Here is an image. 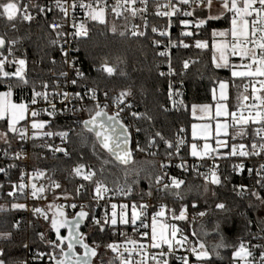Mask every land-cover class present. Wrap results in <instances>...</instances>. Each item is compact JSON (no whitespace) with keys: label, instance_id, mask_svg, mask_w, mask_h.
Listing matches in <instances>:
<instances>
[{"label":"snow or ice","instance_id":"obj_1","mask_svg":"<svg viewBox=\"0 0 264 264\" xmlns=\"http://www.w3.org/2000/svg\"><path fill=\"white\" fill-rule=\"evenodd\" d=\"M216 2L219 4V9L215 15L212 14L214 0H176L175 3L173 0H167L165 3L155 4L154 15L168 18L165 28L158 29L155 26L151 28L152 33L168 38L164 50L156 52V55L165 58L168 64L167 72L159 71V77L177 75L172 66L170 49L189 47V44L184 43L183 40L173 43L169 31L172 27V18L175 17L178 25L182 27L181 36L194 37V32L186 30L190 25L186 17H192L199 8L201 12L207 9V15L196 22L197 28L210 26L212 21L220 19H228L230 23L227 29L218 31L213 28L211 31L212 65L216 69H228L233 81L236 79L247 81L243 85V92L237 97L239 105L236 111H230L226 103L229 87V81L226 80L218 81L220 97L216 102L214 115L209 104L191 105L193 119L203 123L191 124L193 142L190 145L189 155L196 158L197 162L189 164L180 155L181 147L185 145V139L180 136L186 132L184 127L176 130L175 137H168L161 130L155 129L156 116L148 109L144 111L137 109L130 87L110 95V90L101 92L98 86L79 84L78 81L86 80L85 73L76 67L75 59H69L70 51L60 42V37L65 35L63 29L64 24L67 23L69 9L74 13L77 8L84 10L87 19L105 25L108 12L111 11L116 17H123L131 24L129 29L131 36L144 37L147 32L142 31L141 26L134 21L139 16L144 21V29L148 28L146 19L148 0H116L112 5H109L107 0H95V4L85 3L84 0L79 2L72 0L71 4L68 0H53L51 6L23 3V0H0V19L7 21L13 30H17L18 23L30 25L36 16L47 19L48 13L58 9L64 23L56 20L47 23V28L55 33V36L48 40V46L52 48L59 46L62 63L72 68L76 76L74 79H69L67 72L59 73V76L66 80L64 89L56 80H52L51 83L46 79L30 80L27 58L14 54L17 39H9L6 33L0 35V122L5 125L4 130H0V140L11 147L9 133L21 141L59 137L65 146L47 144L45 147L53 153H61L70 159L72 153L67 145L71 142L72 134L75 133L73 126L75 125L81 129L77 135L85 141L91 139L93 155L98 160H101L102 155L106 157L102 159L98 169L87 163H76L71 168L70 175L73 178H80L81 181L74 188L71 197L67 189L57 195L55 190L61 189V184L55 180L51 181L53 203L47 205V211L41 207H34L32 213L48 222V231L54 234V238H48L44 232L36 234L44 248L43 250L38 248L33 252L31 264H264V216H257L255 220L246 218L242 228L244 235L233 243L225 240L221 222H216L212 233H205L219 237L211 245V250L198 237L195 230L189 235L178 226V223L168 221L170 215L172 221L191 224L195 222L196 217L203 218L207 215L206 211L198 210L199 203L196 199L189 201L183 194L182 188L187 181L170 175L168 170L174 167L184 174H194L202 179L205 195L211 192L212 196H217L215 189L226 187L227 183L231 182V173L223 175L220 172V166L216 163L219 159L241 158L239 163L232 164L231 172L240 175L247 171L249 176H253L254 183L251 188L243 183L232 184V191L242 198L247 195L250 201L254 199L255 203L248 204L249 209L264 210V163H260L258 168L246 167L244 163L251 157L264 158V0H216ZM138 3L140 7H137ZM30 9H35L36 15H33ZM72 27L74 32L70 35L73 37L88 36L86 24L84 22L76 24L75 16ZM110 31L113 34L117 32L115 24ZM119 35L124 36L126 33L120 32ZM217 37L219 40L216 39ZM64 43L68 41L65 40ZM152 45L154 48H159L161 41L153 40ZM195 47L203 50L207 49L209 44L205 40L196 39ZM230 57H238L240 63H231ZM50 62L56 64L54 58ZM13 65L14 70H7ZM182 67L187 70L189 61L183 60ZM100 69L109 77L117 72L116 66H110L106 60L101 62ZM183 74V72L179 73V75ZM119 75L123 77L126 73L120 71ZM68 84L80 87L83 91L69 92L66 90ZM25 88L30 90V97L20 98L17 101L14 98L16 90ZM249 91L250 96L247 94ZM212 92L213 100H216V89L213 88ZM57 100L61 105L60 108L57 107ZM166 100L167 103L158 104L160 113L189 110L182 93L174 87L171 79L167 81ZM248 101L250 103H245ZM41 102L44 107L39 106ZM69 114L72 117V124L67 125L65 129L45 130L52 127L57 117ZM83 114H86L87 118H84ZM42 116L48 119L40 118ZM213 121H215L214 125ZM21 122L23 126L18 127ZM145 124L153 130L149 131ZM29 128L32 130L31 135ZM249 129H251L250 133ZM141 134L144 135L143 142L139 139L134 140V136L139 137ZM249 135L251 140L248 143H235L238 139L244 140ZM229 139L233 143L229 144ZM197 140H203V145L198 144ZM210 140H214L215 146L209 142ZM221 149L228 151L222 152ZM134 152L145 153L153 158L160 157L153 165L156 170L144 177L148 181V190L146 192L141 190L138 193V201L133 199L130 203H110V194L119 193L125 198H131L136 192L134 186L140 182V174L136 173L132 185L121 187L116 184L114 187H109L104 175L105 166L111 163L128 166L133 162ZM4 155L8 156L7 150L4 151ZM22 155V152H16L13 159L19 160ZM83 159L84 156L81 154L79 160ZM15 167V164L8 165V168ZM201 168H206V171H201ZM0 173L7 176L8 169L0 167ZM45 175V172L39 169L34 173L20 171L19 182L11 183V190L6 195L15 197L19 192L26 193L33 200H46L48 189L43 184L38 186L33 182ZM84 182H87V185ZM88 187L91 188V199L88 204L74 202L81 197V190L87 191ZM2 188L3 184H0V189ZM61 196L70 202L66 205L56 204L55 200L60 199ZM168 196L173 198L172 207L166 202L159 203L157 210L150 203L143 202L146 197L149 200L156 197L166 200ZM101 201L106 205L105 211L102 215H97L92 209ZM109 204L110 211L107 207ZM150 207L153 211L149 224L146 221L149 218ZM11 208L26 209L27 205L12 203ZM66 208L78 210L69 218ZM189 208L194 212L192 221H189L188 217ZM215 208L227 211L224 202L215 203ZM6 210L0 206V211ZM48 211L52 212L51 216L48 215ZM20 223L18 220L11 223V229L19 230ZM82 226L91 227L102 236L111 233L112 236L124 237V240L117 241L110 238L106 243L96 240L89 242L90 234L83 232ZM119 226L130 227L140 236V241L128 238L125 231H119ZM253 227L255 232L252 231ZM190 236L195 239H190ZM13 238V231H0V242L8 243ZM23 247L27 249L29 245L25 243ZM101 248L104 249V253H111L110 260H104ZM223 253L230 254L226 257ZM0 264H9L4 247H0ZM13 264H29V260L15 261Z\"/></svg>","mask_w":264,"mask_h":264},{"label":"trees","instance_id":"obj_2","mask_svg":"<svg viewBox=\"0 0 264 264\" xmlns=\"http://www.w3.org/2000/svg\"><path fill=\"white\" fill-rule=\"evenodd\" d=\"M154 1L149 4L150 26L147 35L144 37L129 36L125 23L122 20L115 19L113 16L108 15L107 24H100L95 21L90 22V33L87 37L81 38L77 42L76 62L81 63V70L85 73L86 80L78 81L79 84H89L91 86H98L100 89L110 90L111 94L118 93L121 89L130 87L133 91V101L139 111L148 109L154 116H156L155 129L161 130L168 137H175L176 130L180 126L186 129L188 140L190 141L189 132L190 125L193 119L190 117V108L192 104H205L212 102L211 92L217 85L219 80L229 81V108L230 110L236 105L233 104V97L238 93L241 87L242 80H232L230 71L228 69H216L212 65V49L211 31L213 28L216 30H224L230 27L228 19H220L212 21L210 26L201 28L192 27V32L195 33L194 37H184L178 33H174L173 38L177 40L187 41L188 48L174 47L172 49V66L177 75L170 78H161L158 76L160 67L164 61L162 57L156 55L157 51L161 48H154L152 41L156 40V33L151 32L153 26L158 29L166 26L164 19L158 18L154 15L153 6ZM207 9L203 12L199 8L191 17L194 21L206 17ZM185 18V17H181ZM188 18V17H186ZM51 21V13L47 14V19L43 16H36V19L29 25L17 24V30H13L7 21L0 19V35L7 34L9 39H17L18 43L15 46L14 54L18 57H26L28 61V77L30 80L46 79L51 83L52 80L61 82L64 77L59 76L61 71H65L66 65L62 63V58L58 48L48 46V40L55 36L50 29L47 28V23ZM173 31L178 25L176 18L173 20ZM115 24L117 32L113 34L110 29ZM120 32H125L126 35H119ZM219 38V37H218ZM202 39L208 42L207 49H198L194 45V40ZM217 39V38H216ZM7 54V53H5ZM56 60V64H51V59ZM107 61L111 65H115L117 72L114 76L109 77L106 73L98 67L102 61ZM189 61V68L183 69L182 61ZM13 70V66L7 68ZM123 71L126 76H120L119 72ZM183 72V75L179 73ZM55 74V75H53ZM76 78L75 73L71 72L69 79ZM171 79L174 87L179 89L182 93V98L189 110L185 112L183 109L179 112H169L167 114L160 113L158 110L159 103H167V81ZM235 84L236 86H233ZM75 87V86H74ZM80 88V87H79ZM82 89V88H80ZM159 89V91H157ZM240 91V90H239ZM29 89H17L14 98L19 101L20 98H26ZM84 118L86 114H83ZM69 124H72V117L70 114L64 121L56 123L59 129H65ZM75 133L72 134L69 149L72 153L71 158L64 156H52L36 154L34 163L39 167L47 168L50 172L51 178L57 180L61 184V189L57 193H62L64 189L68 190L69 194H74V188L77 187L81 181L80 178H73L70 175V170L76 163H87L94 165L97 169L101 166L102 159L106 158L102 155L101 160H98L92 153V141L88 138L86 141L79 135L81 129L75 126ZM149 131L153 128L147 124L144 125ZM5 125L0 122V130H4ZM87 136V134H84ZM11 140V147L4 142L0 143L1 149L13 150L18 146V141L9 133ZM143 142L144 135L141 134L137 137ZM163 149L161 148V153ZM83 154L84 159L79 160V156ZM182 157L190 159L189 144H187L182 151ZM160 157L153 158L145 153L133 154V162L128 166L111 163L105 166V178L109 187H114L119 184L121 187L132 185V181L136 179V173L139 172L140 182L134 187L136 192L133 193L131 198H126L129 202L131 200H139L138 193L143 190H148V181L144 178L147 174L154 172L156 169L153 165L159 160ZM127 174V175H126ZM187 181L186 185L182 188L183 194L189 201L196 199L199 203V211H206L207 215L203 218L196 217L194 223L175 222L168 216V221L178 223V226L183 228L187 234L190 235L191 231L195 230L198 237L209 246L214 244L219 237L215 234L205 235V233H212L216 222H221L222 231L225 240L229 243L237 241V238L244 235L242 228L246 218L255 220L257 216H264V210H256L248 208L250 202L255 203L254 199L250 201L249 197L245 195L243 198L237 196L232 191V184L234 183L233 177L231 182L227 183L226 187L216 188L217 196H212L211 192L207 195L203 193L202 179L197 178L194 174H186L184 176ZM18 182V171L8 170V175H0V184L3 188L0 189V205L7 209L0 211V231L11 230L13 231V240L5 243L0 242V247L6 249L9 264L15 261L29 260L32 251L38 248L43 250L44 246L41 244L38 232L46 230L47 221L39 219L33 213H27L24 209L13 210L12 203H23L24 200L20 197L13 200L8 197L6 193L11 190V183ZM87 185V182H84ZM81 199H89L91 188L88 190H81ZM147 197L145 201H147ZM152 205L157 206L158 203H168L169 207L173 206V198L168 196L166 200L160 197L151 199ZM224 202L227 206V211H221L215 208V203ZM177 204L179 202H176ZM153 211V208H150ZM71 218L72 213H68ZM194 212L189 208L188 217L192 221ZM20 221L19 230L11 229V223ZM81 230L89 233V242L96 240L100 243L109 242V239L123 241L124 237L112 236L111 233L101 235L96 233L91 227L82 226ZM47 234L54 238V234L50 233L47 228ZM119 231H125L127 237L130 239H138L139 236L133 232L130 227L119 226ZM191 237V236H190ZM191 239H195L191 237ZM27 243L29 248L25 249L23 245ZM104 260L108 261V253H104ZM226 257L230 253H223Z\"/></svg>","mask_w":264,"mask_h":264},{"label":"built area","instance_id":"obj_3","mask_svg":"<svg viewBox=\"0 0 264 264\" xmlns=\"http://www.w3.org/2000/svg\"><path fill=\"white\" fill-rule=\"evenodd\" d=\"M151 1H154L155 4L157 2H159V3L167 2V0H148V12L146 14L148 28L150 26L149 4H150ZM29 2H31L33 4L34 3H40V4L47 5V6H51L53 4V0H23V3H29ZM77 2H79V0H77ZM84 2L85 3H90L91 2V3L95 4V0H84ZM107 2H108L109 5H112V4H115L116 0H107ZM175 2H176V0H173V3H175ZM215 2H216V0H214V3ZM68 3L71 4L72 0H68ZM137 7H140L139 3L137 4ZM193 7H195V5H193ZM153 10L155 12V5L153 6ZM30 11H32L33 15H36V10L35 9H30ZM108 15L113 16L115 19L122 20L125 23V29H126L128 35L131 36V34L129 32V29L131 28V24L130 23L126 22L123 19V17H116L115 14L112 13L111 11L108 12ZM73 16H75V23L76 24H79L81 22H84L86 24V26L88 28V35L90 33V27H89L90 25L89 24H90V22L92 20L87 19L85 17L84 10H81V9L77 8L75 10V12L73 13V11L71 9H69V16L67 18V23L64 24V29H63L65 35L60 37V42L63 43V46L70 51L69 59H75L76 60V54H77V51H78L77 50V42H78L79 39L84 38V37H73L72 35H70L72 32H74V28L72 27ZM158 18L164 19L165 22H166V26H167V23H168V18L167 17H163V18L162 17H158ZM174 18L175 17L172 18V27H171V29L169 31L171 33V39H172L173 43H178L179 40L173 38V35H174V33L175 34L176 33L180 34V32L182 31V27L177 25L175 30L173 31V22H174L173 20H174ZM186 19H188L190 21L189 28L186 29V30L187 31H192L191 28L196 26V21H194V19L191 18V17H188ZM53 20H56L57 22H60V23H64V21L61 19V14L59 13L58 9H54L53 12H51V21H53ZM134 23L140 25L142 31H147L148 30V28L144 29V27H143L144 21L139 16L136 18ZM165 27H163V28H165ZM163 28H160V29H163ZM65 40H67L68 43H64ZM156 40L161 41L160 48H161V50H164V46L167 45V43H168V38L167 37H161L158 34H156ZM184 43L189 44L187 41H184ZM194 45H195V40H194ZM210 46H211V44H210ZM57 48L59 50V46H57ZM173 48L174 47H172L170 49L171 55H172V49ZM10 59H11V57H10ZM163 59H164V61H163L162 65H161L159 71L167 72L168 64H167L166 59L165 58H163ZM230 62L231 63H237V64L240 63L238 57H230ZM80 65H81L80 62H76V67L81 69L82 67ZM98 68L100 69V66ZM65 72L68 73V78H69V75L71 74V72L75 73L74 70L72 68L68 67L67 65H66ZM168 78H170V77H168ZM244 83H247V81L246 80L242 81V84H241L242 92H243ZM59 84H60L61 88L64 89L65 84H66L65 78L61 82H59ZM66 90L69 91V92L83 91V89H80L79 87H74L71 84L67 85ZM103 90H105V89H101V92ZM109 94L113 95L110 92H109ZM247 94L250 96L251 95L250 91ZM28 97H30V92L28 93L26 98H28ZM101 99H103L102 95H101ZM56 103H57V107L60 108L61 105L59 104V100H57ZM85 103H87V100H85ZM245 103H250V101L245 102ZM238 105H239V102L236 103V105L231 109V111H236L237 108H238ZM39 106L40 107H44L45 105L43 104V102H41V104ZM110 111H111V109H110ZM238 114H239V112H238ZM245 114H247V113H245ZM67 117H68V115L57 117L56 120L53 122L52 127L50 129H45V130H51V131H59V130H61V129H59L57 127L56 123H58L59 121L66 120ZM40 118L48 119V117H46V116H42ZM129 122H130V120H129ZM22 126H23V122H21V125H18V127H22ZM180 127H184V126H180ZM31 131L32 130L29 128V135H31ZM250 132H251V129H249V133ZM180 136H181V138L185 139V145H183L181 147V153H180V155H181L182 151L185 148V146L187 144H189V140H188L186 132L180 134ZM15 138L18 141V146L15 149L7 150V149H1L0 148V167H5L6 169L10 170V172L18 171V182H19V173H20V171H24L26 173H34L35 170H37V169L43 170L46 175L44 177H42L41 179L35 180L33 182H35L38 186L43 184L48 189V191L46 193V195H47V199L46 200L45 199L33 200L26 193L25 194H20L19 192H17L16 196L12 197V199L16 200L17 198L21 197L24 200L23 203L27 205V208L24 209L27 213H32V209L34 207H41V208H43V209H45L47 211V205L50 204V203H53V190L50 187V184H51V181L55 180V179L51 178L50 172H49V170L47 168L39 167V166H37L34 163V161H35L34 157L36 156V154L41 155V157H43L44 155L63 156V154H61V153H53V152H51L50 150H48L47 147H45V145H47V144H51L53 146H65V145L62 144V142H61L59 137L42 138V139H36V140L29 139L27 141H21V140H19L18 137H15ZM135 139H137V137L134 136V140ZM250 140H251V135H249L244 140L238 139L237 141H235V143H240V142L248 143ZM231 143H233V141L231 139H229V144H231ZM67 147L69 149V147H70L69 144L67 145ZM5 150L8 151V156L7 157L4 155V151ZM69 151H70V149H69ZM221 151L222 152H226V151H228V149H221ZM16 152H22L23 153L21 159H19V160L13 159V156H14V154ZM240 159L241 158L219 159V160L216 161V163L219 164L220 172L223 175H229L231 173V177H233V181H234L233 184H241V183H243V184L248 185L251 188L253 186L254 179H253V176H249L247 171H245L244 173H242L240 175H237V174L231 172L232 164L233 163H239ZM186 160L188 161L189 164H193V163L197 162L196 158H193L191 156H190V159H186ZM176 162L178 163L179 160H177ZM244 163L246 164V167L258 168L260 163H264V158H262V157H251V158H248L247 160H245ZM9 164H15L16 167L15 168H8ZM168 171H169L170 175H175V176H177V177H179L181 179H184L185 178L184 176L186 175V174L182 173L180 170H178V169H176L174 167L169 169ZM201 171H206V168H201ZM2 174L3 173H0V175H2ZM55 181H57V180H55ZM25 182L27 183V177L25 178ZM57 190H55L56 193H57ZM57 195H60V193H57ZM71 195H73V194H69L70 197H71ZM90 199H91V196H90L89 199H81L80 197H78L77 200L74 201V202H76L78 204H88ZM69 202L70 201L64 200L62 198V196H61L60 199L55 200L56 204H65L66 205ZM146 202H148V203H150L152 205V200L147 199ZM110 203L120 204V203H130V202L125 197H123L119 193H117L115 195H111L110 194ZM160 203H162V202H160ZM105 207H106V205H105L104 201H101L100 204L97 205V206H94L92 210L97 215H102L104 213V211H105ZM107 207H108V209L110 211V204L107 205ZM158 207H159V203L156 206L157 210H158ZM150 208L148 209L149 218H148V221H146L149 224H150L151 213H152V211H150ZM76 210H78V209H76ZM76 210L71 209V208H66V212L67 213H73ZM51 213H52L51 211H48V215L49 216H50ZM39 219L44 220L42 217H39ZM47 228H48V223L46 225V230H47ZM46 230L43 231L46 234V236H48V238H53L52 236L47 234ZM252 231L255 232V227H253ZM140 239L141 238L139 236V238L136 239V240L140 241ZM190 239H191V237H190ZM145 243H146V241H145ZM33 252H35V250L32 251L31 254H30L29 264H31V257H32ZM177 254H179V253H177ZM108 257H109V260H110L111 259V253H108Z\"/></svg>","mask_w":264,"mask_h":264},{"label":"rangeland","instance_id":"obj_4","mask_svg":"<svg viewBox=\"0 0 264 264\" xmlns=\"http://www.w3.org/2000/svg\"><path fill=\"white\" fill-rule=\"evenodd\" d=\"M218 9H219V6L217 5V4H215V5H213V8H212V14H216L217 13V11H218ZM107 20H108V16H107ZM217 40H219V38L217 37ZM212 43V42H211ZM14 65H13V70H14ZM230 75H231V73H230ZM215 89H216V100H213V92H211V96H212V102L211 103H205V104H209V105H211L212 106V113H213V115H214V113H215V106H216V102L219 100V97H220V89H219V83H217V85L214 87ZM240 90V91H239ZM239 90H238V93L236 94V95H234V97H233V104H236V103H238L239 101H238V99H237V97H238V95L242 92V89H241V87L239 88ZM227 95H228V100L226 101V103H227V106H228V108H229V103H228V101H229V92H228V89H227ZM198 105H201V104H198ZM191 109V108H190ZM229 110H230V108H229ZM231 111V110H230ZM200 113L198 112L197 113V115H199ZM190 117L193 119V117H192V115H191V110H190ZM223 120V118H221V121ZM192 123H203V121H198V120H194L193 119V122ZM191 123V124H192ZM215 124V121H213V125ZM231 131V130H230ZM190 141H189V151H190V145H191V143L193 142V138H192V136H191V125H190ZM1 142H3V140H0V143ZM198 144H200L201 146L203 145V143H204V141L203 140H197L196 141ZM210 143H212V145L213 146H215V142H214V140H210L209 141ZM0 206H4V205H0ZM5 207V206H4ZM52 215V213L50 214V216Z\"/></svg>","mask_w":264,"mask_h":264},{"label":"crops","instance_id":"obj_5","mask_svg":"<svg viewBox=\"0 0 264 264\" xmlns=\"http://www.w3.org/2000/svg\"><path fill=\"white\" fill-rule=\"evenodd\" d=\"M217 4L219 6V4L217 2H215L213 5ZM218 55V54H217ZM189 136H190V132H189Z\"/></svg>","mask_w":264,"mask_h":264},{"label":"flooded vegetation","instance_id":"obj_6","mask_svg":"<svg viewBox=\"0 0 264 264\" xmlns=\"http://www.w3.org/2000/svg\"><path fill=\"white\" fill-rule=\"evenodd\" d=\"M62 231H65L66 232V230H62Z\"/></svg>","mask_w":264,"mask_h":264}]
</instances>
